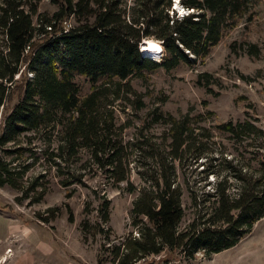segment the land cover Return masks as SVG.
<instances>
[{
	"label": "trees",
	"instance_id": "trees-1",
	"mask_svg": "<svg viewBox=\"0 0 264 264\" xmlns=\"http://www.w3.org/2000/svg\"><path fill=\"white\" fill-rule=\"evenodd\" d=\"M32 1L27 11V0L0 3V26L6 38L0 49V106L15 99L0 123V187L18 190L20 199H29L30 205L44 197L47 187L42 180L51 172L62 187L75 184L82 151L111 187L125 183L132 193L128 148H139L141 143H126L127 126L118 125L115 118L120 102L140 97L130 79L157 69L169 72L180 64H196L242 20L251 24L255 8L264 3L180 0L183 9L193 11L180 17L172 12V0H134L128 11L120 0H51L58 9L49 17L38 14L41 0ZM70 17L77 26L67 27ZM146 37L162 42L160 63L140 53L138 44ZM245 45L248 55H258L256 47L244 42L241 48ZM234 47L235 43L231 46L235 52ZM76 77L92 83L83 96ZM137 102V108H142L141 100ZM196 123V118L188 116L167 122L172 161L180 162L185 153L202 144L191 129ZM216 129L240 142L250 129L261 134L264 142V133L249 123H220ZM33 140L45 147L40 151L45 158L41 163ZM257 155L253 185L230 196L226 193L229 178L222 176L213 193L201 201L211 203L212 210L193 217L182 230L179 188L168 175L153 177L150 186L140 190L132 209L138 235L130 233L116 243L101 244L97 264H141L165 250L187 259L199 251L209 257L236 246L264 218V143ZM38 167V175L29 178L28 173ZM109 206V201L100 203L103 224L109 222ZM81 232L86 238V221L81 223ZM99 233L108 240L102 229Z\"/></svg>",
	"mask_w": 264,
	"mask_h": 264
},
{
	"label": "rangeland",
	"instance_id": "rangeland-1",
	"mask_svg": "<svg viewBox=\"0 0 264 264\" xmlns=\"http://www.w3.org/2000/svg\"><path fill=\"white\" fill-rule=\"evenodd\" d=\"M27 1L26 11L33 4L32 0ZM133 1L120 0V3L128 11ZM57 9L51 0H41L38 14L50 17ZM255 12L251 24L242 20L196 64H180L169 72L157 69L144 72L142 78L130 79L140 97H131L130 103L120 102L115 118L118 125L127 126L123 132L126 143H141L139 148H128L132 193L127 192L125 183L111 187L101 172L88 163L84 151L76 166L75 184L64 188L59 177L51 172L42 180L47 191L36 204L20 199L18 190L0 187V264H46L44 259L48 264H97L101 244L116 243L130 233L138 235L132 224L134 203L140 190L149 187L151 179L160 173L170 176L180 190L183 208L180 230L193 217L212 210L211 203L201 201L213 193L222 176L229 178L226 193L230 196L244 186H252L258 173L257 151L264 143L262 135L245 130L246 136L240 142L216 129V125L249 123L264 133V3ZM68 21L70 26L78 25L73 17ZM37 23L33 17L34 27ZM3 31L0 26V49L6 42ZM244 42L256 47L258 55H248L247 46L241 48ZM233 43L235 52L231 49ZM163 55L164 52L161 60ZM74 82L81 96L92 86L83 77H76ZM138 99L143 105L140 109ZM14 103L15 99L0 106V123ZM185 116L197 119L191 129L202 144L185 153L180 162L172 161L168 155L167 122ZM33 142L41 163L45 158L40 151L45 147L40 141ZM39 170L40 167L27 176L36 177ZM103 201L110 202L107 224L101 223L98 212ZM83 221L88 223L86 238L81 232ZM100 229L108 240L99 233ZM43 247L49 248V253L43 252ZM141 264H264V218L236 246L218 254L206 257L199 251L193 259H187L177 251L165 250Z\"/></svg>",
	"mask_w": 264,
	"mask_h": 264
},
{
	"label": "bare ground",
	"instance_id": "bare-ground-1",
	"mask_svg": "<svg viewBox=\"0 0 264 264\" xmlns=\"http://www.w3.org/2000/svg\"><path fill=\"white\" fill-rule=\"evenodd\" d=\"M174 8L179 12V14L185 15L187 11L183 9L180 4L178 3V0H173ZM152 45L156 46V50L152 47ZM141 53L143 56H147L148 58L152 59L155 62L159 61L161 52H162V46L155 40H148L142 47H141Z\"/></svg>",
	"mask_w": 264,
	"mask_h": 264
},
{
	"label": "water",
	"instance_id": "water-1",
	"mask_svg": "<svg viewBox=\"0 0 264 264\" xmlns=\"http://www.w3.org/2000/svg\"><path fill=\"white\" fill-rule=\"evenodd\" d=\"M173 1V0H172ZM187 11V13H185L186 15L188 14V13H192L193 11L192 10H186ZM148 40H150V39H144V40H142L139 44H138V49H139V51H140V53H141V47L148 41ZM162 44V43H161ZM142 54V53H141ZM145 57H147V56H145ZM153 61V60H152Z\"/></svg>",
	"mask_w": 264,
	"mask_h": 264
},
{
	"label": "crops",
	"instance_id": "crops-1",
	"mask_svg": "<svg viewBox=\"0 0 264 264\" xmlns=\"http://www.w3.org/2000/svg\"><path fill=\"white\" fill-rule=\"evenodd\" d=\"M38 250H39V249H38ZM43 252H47V253H49V248H45V247H43ZM47 259H48V257H47ZM43 261H44L43 263H46V264L49 263L48 260H46V259H44Z\"/></svg>",
	"mask_w": 264,
	"mask_h": 264
},
{
	"label": "snow or ice",
	"instance_id": "snow-or-ice-1",
	"mask_svg": "<svg viewBox=\"0 0 264 264\" xmlns=\"http://www.w3.org/2000/svg\"><path fill=\"white\" fill-rule=\"evenodd\" d=\"M152 47H153L154 49H156V46H155V45H152ZM156 50H158V49H156Z\"/></svg>",
	"mask_w": 264,
	"mask_h": 264
},
{
	"label": "built area",
	"instance_id": "built-area-1",
	"mask_svg": "<svg viewBox=\"0 0 264 264\" xmlns=\"http://www.w3.org/2000/svg\"><path fill=\"white\" fill-rule=\"evenodd\" d=\"M180 16H182V15L180 14ZM67 27H70V25L67 24ZM66 32H67V31H66Z\"/></svg>",
	"mask_w": 264,
	"mask_h": 264
},
{
	"label": "clouds",
	"instance_id": "clouds-1",
	"mask_svg": "<svg viewBox=\"0 0 264 264\" xmlns=\"http://www.w3.org/2000/svg\"><path fill=\"white\" fill-rule=\"evenodd\" d=\"M159 50V49H158Z\"/></svg>",
	"mask_w": 264,
	"mask_h": 264
}]
</instances>
